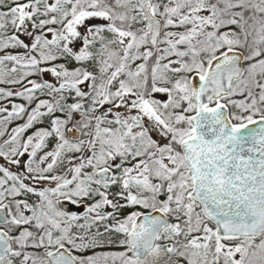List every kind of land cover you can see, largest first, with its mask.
Here are the masks:
<instances>
[{
    "label": "snow or ice",
    "instance_id": "obj_1",
    "mask_svg": "<svg viewBox=\"0 0 264 264\" xmlns=\"http://www.w3.org/2000/svg\"><path fill=\"white\" fill-rule=\"evenodd\" d=\"M0 264H264V0H0Z\"/></svg>",
    "mask_w": 264,
    "mask_h": 264
}]
</instances>
